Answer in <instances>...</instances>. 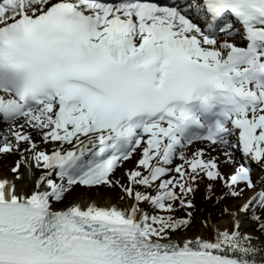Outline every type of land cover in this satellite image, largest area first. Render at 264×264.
Listing matches in <instances>:
<instances>
[{
    "label": "snow or ice",
    "instance_id": "snow-or-ice-1",
    "mask_svg": "<svg viewBox=\"0 0 264 264\" xmlns=\"http://www.w3.org/2000/svg\"><path fill=\"white\" fill-rule=\"evenodd\" d=\"M227 13L246 47L219 41L217 28L238 31ZM192 101L221 105L224 120L185 139ZM0 121V154L19 156L0 176V264H257L259 238L241 226L264 233L251 168L264 167V0H0ZM195 140L223 147L231 170L187 160ZM203 180L230 229L194 218ZM77 188L131 203L65 204ZM196 223L207 231L187 235Z\"/></svg>",
    "mask_w": 264,
    "mask_h": 264
},
{
    "label": "rangeland",
    "instance_id": "rangeland-1",
    "mask_svg": "<svg viewBox=\"0 0 264 264\" xmlns=\"http://www.w3.org/2000/svg\"><path fill=\"white\" fill-rule=\"evenodd\" d=\"M219 35V34H218ZM232 36L234 37V34H230V35H221V36H218V39H220L221 37H226L228 39L232 38ZM229 126L231 127V123H229ZM259 131V130H258ZM145 139H147V136L145 137ZM231 140L234 141L233 137L230 138ZM165 143H167V140H165ZM144 145V141H142V146ZM191 144H187L186 143V147L183 149V152H184V155H185V158L187 160H191L193 158H204V159H211L212 157H216L217 160H218V163H220L221 165V170L224 171V172H229L231 170V165H230V162H228L227 160H225L224 156H223V152L225 151V149L223 147H216V146H213L211 143H208V144H204V143H198L195 145V147L191 146ZM44 147H48L50 148L51 145H47V146H44ZM216 147V150L213 151V148ZM201 149H207V151L205 152L204 156L203 157H198L196 154L200 152ZM178 151H180L178 149ZM13 154H0V159H5L9 156H12ZM136 156V157H135ZM235 156L237 159H241V156L242 154L239 152V151H236L235 152ZM141 158V150L138 149L137 153L134 154L133 158L124 163L123 164V169H132L133 167V164L139 159ZM18 160V159H17ZM17 160H14L13 162H11L9 165L8 164H5L7 165L9 168L8 169V172L10 173V175H7L8 177H13V173L11 172V168L14 167L15 165V162ZM184 163V161H182L179 156L175 157L174 160H173V164L170 165L169 167H172L174 169L175 166L177 165H180ZM185 167L187 168L188 165L185 164ZM251 168H252V175H253V178L256 180L257 183H260L261 180H264V167H261L260 165L256 164L255 162H253L251 164ZM121 169V170H123ZM0 170L1 172L4 171V168H3V165H0ZM20 171L23 173L25 171V169L23 168V166L21 167ZM39 173V172H37ZM119 175V173H117ZM172 174H175L174 172ZM218 184V183H217ZM101 192L103 193L102 196H95V194L93 193L91 196H89L90 198H100L101 200L102 199H110V200H113V201H116V202H121L123 201L120 197H121V192H120V189L119 188H115V189H101ZM81 193H82V190L77 188L75 191H72V192H69L66 196V200H65V204H70L71 202H73L75 199H77L79 196H81ZM246 197L247 196H250L252 195L251 192H246L244 194ZM233 205V207H235L236 204H243L244 203V200H239L238 202H235V203H232V202H229ZM142 207V205H141ZM144 208V207H143ZM145 209V208H144ZM146 210V209H145ZM208 220V223H218L222 220H231V217H224L222 218L221 220H219L218 222H214L213 220L209 219V218H206ZM197 221H200L201 220V217H198L196 219ZM250 227L249 229V232L253 233L254 236L258 237L259 241H262L264 242V238L263 237H260L255 229L253 228V225L250 221H246ZM232 226L230 224V221H229V224H228V227L226 229H230ZM201 227L199 226V223H196V228L191 230V231H188V233H196Z\"/></svg>",
    "mask_w": 264,
    "mask_h": 264
},
{
    "label": "bare ground",
    "instance_id": "bare-ground-1",
    "mask_svg": "<svg viewBox=\"0 0 264 264\" xmlns=\"http://www.w3.org/2000/svg\"><path fill=\"white\" fill-rule=\"evenodd\" d=\"M243 28V26H242ZM244 31H240L239 29V32L238 31H233L231 33H229L228 35L230 34H234V37L232 36V38L228 39L226 37H221L219 39V41H227V42H230V43H234L235 46H238V47H246L247 46V43L248 41L246 39H242L240 38V33H242ZM166 125V124H165ZM193 126H196V123H192ZM167 126V125H166ZM8 125L3 123L2 121H0V129L2 128H7ZM210 127L209 126H205L203 127L202 130H197L198 131V135H204L203 133H205L206 131H208ZM196 130V128H195ZM29 131H32L31 129H29ZM237 133H238V130H236ZM235 136V135H234ZM237 137V136H235ZM33 138L37 141L40 140V137L37 136L35 134V132H33ZM192 137H188V139H191ZM196 141V140H195ZM192 146L195 147L196 144L198 143H204V144H208L205 140H199V141H192ZM21 147H24V145H22ZM186 147V146H185ZM136 157V156H135ZM19 159V156L18 155H15L13 154L12 156H9L5 159H0V165H3V168H4V171L1 172L0 170V176H3V177H8L7 175H10V173L8 172V169L7 168L8 166L5 165V164H10L11 162H13L14 160H17ZM36 175L38 176L39 173H36ZM8 178H11V177H8ZM18 184H20V182H17ZM21 187H23L25 189V191H29L31 188H32V184L28 183L27 181H25L23 184H20ZM95 200L96 204L98 206H101V207H108V206H113V205H116V206H119L121 208L123 207H126L129 203H131L130 201H126V200H123L121 202H116V201H113V200H110V199H100L98 197H94V198H82V195L79 196L77 199H75L73 202H71L69 205L71 204H75V203H79L81 205V207H84L86 208L89 203L91 202V200ZM232 220V218H231ZM231 220H222L218 223H210V224H215V225H218L221 229H226L228 227V224H229V221H230V224L232 226V222ZM249 225L247 222H244L241 226V231L242 232H247V233H250L253 235V233L249 232ZM207 229H204V228H200L197 232H206ZM196 232V233H197ZM196 233L192 234V233H188L187 235L189 236H192V235H195ZM256 237V236H255ZM254 244H256L259 248H260V251L256 254V256L254 257L257 261H264V242L262 241H259L258 239L257 240H254L253 241Z\"/></svg>",
    "mask_w": 264,
    "mask_h": 264
},
{
    "label": "trees",
    "instance_id": "trees-1",
    "mask_svg": "<svg viewBox=\"0 0 264 264\" xmlns=\"http://www.w3.org/2000/svg\"><path fill=\"white\" fill-rule=\"evenodd\" d=\"M208 183L207 180H203L199 182V188L195 192L194 195L190 196L189 198L192 199L194 208L192 209L193 216L195 219L198 217L201 218H209L213 220L214 222H218L225 216L222 215V203H217L216 198L209 199V196L212 195L207 188L206 184ZM215 190L217 193L222 192L223 189L220 187L219 184H216ZM239 201V200H238ZM238 201H229L232 203L238 202ZM142 207H144L147 211L150 213L153 212V208L150 207L148 203H143ZM175 215L177 217H183L184 216V211L183 210H178ZM251 222V221H250ZM253 225V228L255 229L256 233L264 238V233H261L257 227V225L253 222H251ZM196 228V224H193L191 228L188 229V231H191ZM187 231V232H188Z\"/></svg>",
    "mask_w": 264,
    "mask_h": 264
}]
</instances>
